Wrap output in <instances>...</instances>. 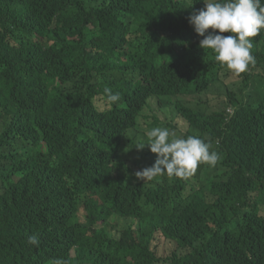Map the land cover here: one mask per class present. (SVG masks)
<instances>
[{
    "label": "trees",
    "instance_id": "1",
    "mask_svg": "<svg viewBox=\"0 0 264 264\" xmlns=\"http://www.w3.org/2000/svg\"><path fill=\"white\" fill-rule=\"evenodd\" d=\"M189 6L0 0V264H264V29L236 74L199 47L203 0ZM154 127L219 161L137 180ZM155 235L189 251L157 258Z\"/></svg>",
    "mask_w": 264,
    "mask_h": 264
},
{
    "label": "clouds",
    "instance_id": "2",
    "mask_svg": "<svg viewBox=\"0 0 264 264\" xmlns=\"http://www.w3.org/2000/svg\"><path fill=\"white\" fill-rule=\"evenodd\" d=\"M194 2L190 0L189 7ZM203 4L204 8L193 10L187 17L194 32L202 37L199 47L210 49L221 66L236 74L245 72L249 64L255 63L251 38L264 29V4L261 0H203ZM225 32L229 35H223ZM104 94L110 104L121 100V93H113L110 88H105ZM145 137L135 148L142 150L147 144L156 158L150 167L134 173L143 182L165 175L184 179L192 176L201 164L214 167L220 159L217 151H210L211 144L199 136L178 137L167 128L154 127ZM27 242L38 246L39 238L29 236Z\"/></svg>",
    "mask_w": 264,
    "mask_h": 264
},
{
    "label": "rangeland",
    "instance_id": "3",
    "mask_svg": "<svg viewBox=\"0 0 264 264\" xmlns=\"http://www.w3.org/2000/svg\"><path fill=\"white\" fill-rule=\"evenodd\" d=\"M223 94H219L222 96ZM175 100V99H173ZM146 115H151L149 109H146V112L143 114V120H145ZM160 116L165 118V115L160 111ZM166 119V118H165ZM3 191V188L0 186V192ZM260 215H264V210H260ZM82 221H84L83 212H82ZM128 225L127 220H118L116 224V230H121L126 228ZM114 227L113 222H110L107 228V231L110 234H114L116 231H112ZM151 249L155 256L160 259H167L172 257L174 254L183 255L189 251L188 248H182L178 246V244L172 240H168L165 238L160 237L159 235H155L154 239L151 242ZM165 264V263H163ZM167 264V263H166Z\"/></svg>",
    "mask_w": 264,
    "mask_h": 264
}]
</instances>
